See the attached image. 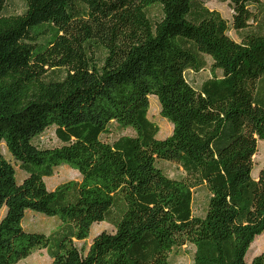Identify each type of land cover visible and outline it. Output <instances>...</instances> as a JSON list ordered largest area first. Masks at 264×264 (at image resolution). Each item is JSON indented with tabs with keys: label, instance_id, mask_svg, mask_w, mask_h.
Returning <instances> with one entry per match:
<instances>
[{
	"label": "trees",
	"instance_id": "1",
	"mask_svg": "<svg viewBox=\"0 0 264 264\" xmlns=\"http://www.w3.org/2000/svg\"><path fill=\"white\" fill-rule=\"evenodd\" d=\"M7 1L0 264L41 248L49 264H171L186 244L195 248L193 264H247L264 233V167L252 176L264 140V0H220L234 10L240 40L207 0H25L19 14L5 13ZM46 30L50 39L37 43ZM208 58L211 76L196 88L186 73L205 69ZM150 95L172 124L163 139L149 117ZM113 123L133 134L104 140ZM50 126L60 145L41 147L34 139ZM158 159L179 163L184 175L169 177ZM13 161L26 172L21 181ZM63 164L79 179L48 189L45 177ZM200 185L210 194L204 216L192 209ZM28 210L59 218V227L26 230ZM102 221L114 231L77 247ZM250 264H264V249Z\"/></svg>",
	"mask_w": 264,
	"mask_h": 264
},
{
	"label": "rangeland",
	"instance_id": "2",
	"mask_svg": "<svg viewBox=\"0 0 264 264\" xmlns=\"http://www.w3.org/2000/svg\"><path fill=\"white\" fill-rule=\"evenodd\" d=\"M205 5L212 10H217L221 13L222 17L228 24L229 27V35L235 40H240V36L243 32H236L233 25V17L234 10L229 5L228 2H222L220 0H207L205 1ZM25 9V0H8L5 13L6 14H19L22 13ZM261 24V23H260ZM260 24H258L260 26ZM262 29H264V24L261 25ZM52 32L46 30L44 34L37 37V43H46L50 37ZM211 64L212 61L208 58L207 67L199 72L195 71H187L186 77L188 81L199 88L201 83L211 76ZM218 74H221L218 72ZM20 79V74H16L11 78L9 83L12 85L13 90H18V81ZM260 92H264V78L260 82ZM150 109H149V117L152 121L159 125L160 130L157 135V138L163 139L171 134L172 132V124L166 119L163 118L160 114V104L155 95H150ZM122 134H133L131 129H122L119 128L116 123L111 125V130L102 135V138L108 142H113ZM34 142L41 147H54L60 145V141L58 140L55 133V126H50L46 128L40 135L35 137ZM1 152L8 156V151L4 144L1 145ZM253 171L252 176L257 178L260 169L264 167V140L258 141L257 152L253 156ZM13 164L16 169V175L19 181H21L25 176L26 172L18 165V163L13 161ZM157 165L162 168V170L172 178H180L184 175V170L181 165L174 161L167 160H157ZM80 174L79 171L71 168L70 166L63 164L56 168L54 175L50 177H45V182L48 189H51L57 186L60 183L71 179H79ZM209 191L205 185H200L193 190V214L196 216H204L207 203L209 199ZM7 207L3 206L0 208V220L6 214ZM25 218L23 219V226L28 231H39L43 233L51 232L54 227L60 223L59 218L55 216H47L41 212L28 210ZM114 231V227L112 224L102 221L99 223H94L91 227L90 236L86 241H75V244L79 248L87 249L92 242L94 236L102 231ZM264 249V233L257 236L254 242L251 244L246 256L245 261L247 264H250L251 260L258 254L262 252ZM42 251V252H41ZM34 251L28 257L21 259L16 264H48L51 261L50 254H48L45 250ZM194 252L195 248L191 244L184 245L181 249L172 252L171 254V264H193L194 260Z\"/></svg>",
	"mask_w": 264,
	"mask_h": 264
},
{
	"label": "crops",
	"instance_id": "3",
	"mask_svg": "<svg viewBox=\"0 0 264 264\" xmlns=\"http://www.w3.org/2000/svg\"><path fill=\"white\" fill-rule=\"evenodd\" d=\"M19 165V164H18ZM61 184V183H60ZM59 185V184H58ZM57 185V186H58ZM56 187V186H55ZM55 187H53V188H51L50 190H53ZM27 212H29V211H27ZM27 212H26V214H27ZM26 216V215H25ZM59 225H60V223H58V225L56 226V227H54L53 229H52V231L51 232H48L47 234H50V233H52V232H54L58 227H59ZM41 250H45L48 254H49V252H48V249H46V248H41V249H35L34 251H41ZM33 251V252H34ZM42 252V251H41ZM52 260V259H51ZM51 261H49V263H50ZM48 263V264H49Z\"/></svg>",
	"mask_w": 264,
	"mask_h": 264
}]
</instances>
